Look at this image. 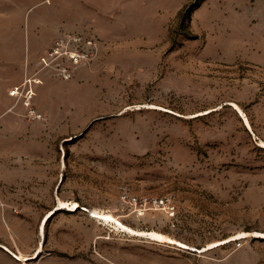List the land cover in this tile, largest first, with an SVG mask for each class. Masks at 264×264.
<instances>
[{
  "label": "rangeland",
  "instance_id": "rangeland-1",
  "mask_svg": "<svg viewBox=\"0 0 264 264\" xmlns=\"http://www.w3.org/2000/svg\"><path fill=\"white\" fill-rule=\"evenodd\" d=\"M101 3L72 79L41 43L0 59V126L39 152L0 170V259L264 264V0Z\"/></svg>",
  "mask_w": 264,
  "mask_h": 264
},
{
  "label": "crops",
  "instance_id": "crops-1",
  "mask_svg": "<svg viewBox=\"0 0 264 264\" xmlns=\"http://www.w3.org/2000/svg\"><path fill=\"white\" fill-rule=\"evenodd\" d=\"M92 3L97 8L102 4L101 0H0V59L22 58L23 44L41 43L46 49L62 32L83 31L81 30L85 27L83 19ZM46 88L50 89L49 85ZM17 154L31 158L37 156L39 152L27 146L18 153L14 134L10 132L5 134L4 128L0 126V170L4 166L14 168ZM1 184L2 181L0 186ZM3 201L0 195V203ZM6 238L0 214V241H7ZM33 259L36 258L0 259V264H97L86 259L72 262L63 259H39L33 262Z\"/></svg>",
  "mask_w": 264,
  "mask_h": 264
},
{
  "label": "built area",
  "instance_id": "built-area-1",
  "mask_svg": "<svg viewBox=\"0 0 264 264\" xmlns=\"http://www.w3.org/2000/svg\"><path fill=\"white\" fill-rule=\"evenodd\" d=\"M98 46V38L91 32H62L47 48L43 68H49L55 78L70 80L81 66L96 57ZM27 82L38 84L39 79L32 78ZM30 113L34 118L40 117L33 108H30Z\"/></svg>",
  "mask_w": 264,
  "mask_h": 264
},
{
  "label": "bare ground",
  "instance_id": "bare-ground-1",
  "mask_svg": "<svg viewBox=\"0 0 264 264\" xmlns=\"http://www.w3.org/2000/svg\"><path fill=\"white\" fill-rule=\"evenodd\" d=\"M11 94H15V92H11L10 95H11ZM25 259H28V258H23V260H25Z\"/></svg>",
  "mask_w": 264,
  "mask_h": 264
}]
</instances>
